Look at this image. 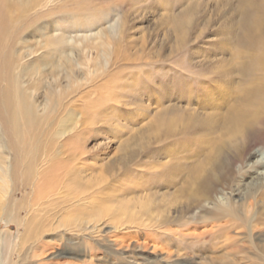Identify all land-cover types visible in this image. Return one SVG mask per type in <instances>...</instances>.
<instances>
[{"label":"bare ground","instance_id":"6f19581e","mask_svg":"<svg viewBox=\"0 0 264 264\" xmlns=\"http://www.w3.org/2000/svg\"><path fill=\"white\" fill-rule=\"evenodd\" d=\"M66 1L68 0H0L1 120L4 126L10 125L12 129L9 128V130L16 137V142L17 139L22 140L21 145L20 142L19 144L18 142L16 144L12 142V147L9 145L4 146L2 141L0 142V184L3 188V192L1 191L2 195H7L8 189H12L13 181L16 179H19L26 186L28 183L35 185L34 195L36 197H31L30 199L35 204L46 198L43 196L48 192L56 190L58 187L60 190L64 189L71 198L66 201L63 199L60 204L64 210L67 209L60 227L70 228L71 230L80 229L84 225L90 224L95 225L96 228L105 226V217L109 211L111 212V217L113 216L122 225L123 222H127L134 225L137 229L144 219L148 221L154 219L152 227L157 225L162 227V230L167 231L159 233L157 238L151 242L153 250H158L159 254H165L164 259L162 258L163 261H158L160 264H235L237 256H239L238 259H241V262L244 260V264L248 263L249 259L251 261L254 259L255 261L264 262V147L260 144L261 146L256 148H247L248 139L258 129L259 125H264V0H260L261 3H255L253 0H239V3L234 7L217 1L214 7L215 12L213 14L221 21L218 30L222 40L218 41L220 43H217L215 49L218 54L221 53L222 55H224L223 51L227 47L229 50H233L234 52H230L232 56L230 54L229 56L234 59L235 63H233L232 58L226 61L222 56V58L220 57L214 62L211 72L214 75L213 77L219 78L220 81L218 80L217 87L213 88L214 92L212 91L211 93V98L214 101L212 103H219L228 95V91L227 94L225 92L229 88L228 86H230L233 76H235L234 73L242 81L247 79L243 88L244 96H242V92L241 96L238 92V99L236 98L238 101L228 105L223 119L217 118L218 116L215 114H208V117L200 118L194 115L187 117V115L184 116L185 114L181 113L182 110L178 111L180 107L170 105L165 106L161 112L158 110V113L155 114V120L151 122L152 127L150 125L153 134L162 133L168 137V140L172 139L171 137L173 136H169L173 133L185 134L183 132L187 133V131L195 128L199 130V133L205 135V138H207L206 135H209V133H215V136L217 134L219 136L215 137L213 141L208 139L209 137L204 141L203 139L205 138L202 139V137L195 136V140L201 142V147L195 149V155L192 156L193 162L189 164H180L179 160H177L180 159V155L178 156L175 153L173 155L172 151L169 152L173 163H171L169 170L166 169L168 172L164 170L165 174L160 177L164 178L165 176V184L163 180L154 182L153 187L151 184L147 185L148 181L146 183L145 181L136 183L143 195L140 197H123L126 192L121 193L118 195L119 200H116L113 206H107L108 203L111 204V198L113 197H100V193H98L99 195L96 198L94 197L95 201L89 207L84 206L85 198H81V196L91 191H93L92 195H96L97 193L95 192L104 189L107 179L104 174H101L102 170H93L92 172L94 173H91L89 177L86 173L89 169L84 167L86 166L84 162L91 154L90 151L85 149L89 138L86 130H90L98 123L102 125L108 124L105 122L107 113L109 111L116 112L113 110L115 108L109 107L108 104L111 102L115 104L121 103L125 99L123 93L121 94L122 90H128L134 97L141 85L143 87L146 85L144 82L149 76L148 67L155 62H160L163 58L160 52L165 48L164 45H153L152 47L156 51L151 58H147L149 54H145L146 42L141 38L138 47L141 52L129 57L123 53V43L127 39L128 19L126 15L129 14L130 7L121 14L118 25L117 17L110 18L111 15L106 14L104 11L101 12L103 7L98 8V5L92 4L91 0ZM186 1L188 0H182V2ZM192 2L186 4L176 15L174 14L175 17L173 18L169 14L161 15L160 22L163 31H165L166 36L173 37V44H171L173 46H171L167 57H177L178 54L182 53L181 49L186 46L188 37L192 35V22L197 19L202 6L200 2ZM209 6L211 5L209 4ZM93 9L97 10V13L102 14V16L99 15L100 18L94 19L96 23L105 21V25L109 23L110 25L105 28L101 27L98 31H95L96 29L89 32L85 31L83 34L65 35L66 30L57 29L58 25L66 18L63 15H67L70 12L72 14V11L75 12L76 10H84L85 16H89L87 12ZM81 17V13L75 12L71 16V20L83 22ZM107 17L110 20H106ZM235 17L236 21H234ZM165 18L167 19L164 20ZM94 24L91 22V26ZM70 26H72L71 23ZM206 26L205 23H202L199 33L206 30ZM80 28L81 32H83L84 27L81 25ZM92 32L93 34H90ZM34 37L38 38V40L33 45L29 44ZM90 41L95 42V49L90 48L91 51L95 53L100 49L103 53L99 57L100 63H93L96 67L91 79L95 80L96 77L98 79V76H100L102 82L96 86H90L92 89H89L88 92L85 91L84 95L80 94L79 99L85 105L83 108H86L84 111L89 110V114L85 115V119L81 122L77 118L80 113H77L76 118L73 117L74 109L71 106L74 103L72 104V101H68V98L70 97L71 99V95H75L78 89L77 74L83 70V65L87 66L89 64H78L73 56V51L76 47L83 45V52L85 51L86 53V48L90 47L88 45ZM33 55L36 57L32 58L31 56ZM241 58L242 61H236ZM136 65L142 69L139 68L136 75L131 74V78L127 77L126 73L129 71V67ZM18 66L20 72L17 71V78L20 77L21 79L22 76L19 73L23 72L24 75L29 72L30 68L31 71H34L33 73L37 69H41L40 73L42 75L37 74L43 77L42 80L48 79V77L51 79V85L48 84L45 88L44 104L40 113V107L36 105L37 102L34 97L28 105L20 103L27 98V96L25 97V89H19L16 93L11 91V70H15ZM32 66L37 69H33ZM77 67L79 68L78 70H76ZM87 68L91 70L92 66ZM180 69L182 68L180 67ZM140 73L141 75L139 76ZM44 75H47V77ZM61 75H63L66 83L63 87L60 85ZM124 77H127L126 81L119 83L118 80ZM242 83L244 84V82ZM61 87L62 89H60ZM150 90L152 91V88ZM210 90L212 89L210 88ZM144 92L146 95L149 91L144 90ZM139 94L144 96L142 93ZM150 96L151 93L147 97L151 99ZM128 101L130 100L125 102L128 103ZM204 101L202 100V102ZM12 107L14 108L13 112L10 110ZM1 108L4 109L3 112ZM110 108L112 109L109 110ZM169 109H172L175 114L172 115V112L168 113ZM207 109H209V106ZM63 110L67 112L66 119L57 118ZM9 112L10 114H8ZM148 132L150 133V131ZM248 133L251 134L248 135ZM253 140L255 139L253 138ZM150 142L151 137H140L138 139L134 137V139L124 142L120 149L123 153L122 157L126 158L125 156H128V153L133 149L139 152L145 151ZM7 146L10 148H6ZM187 148L189 149V147ZM155 155L157 154L154 151L150 157ZM9 156H11L10 161ZM181 157L182 159L184 158V156ZM254 158L256 159L253 161ZM244 159L250 161L247 163V167L255 171L256 175L250 176L249 178L251 179L246 182H242V179H245L243 178L244 176H239L236 179L235 184L240 194L239 199L235 201L231 197L223 195L208 197L214 191L217 183L221 181L228 183L233 180L231 172L227 171L232 169L235 163H241ZM142 161L144 162V159ZM168 161H165L166 165ZM173 164H175V167H173ZM160 165L157 166L159 168L153 167L155 172L156 170L161 172L160 168L163 165L162 167ZM176 167H179V172L184 174L182 182L184 184L188 183L187 187H178L175 193L170 195L165 191L161 194V197L154 196L153 193L164 187L160 182H163L168 189V185L170 186L176 175L174 172ZM141 178L143 179L144 177ZM102 193H104L103 190ZM130 195H133V193ZM2 198L4 199V197ZM30 200L29 202H17L13 199L7 202L4 201L6 205L0 208V213L3 212L9 222L18 221L16 214L20 209H26L28 213L32 210V202ZM210 202L212 209L203 214L204 216L201 219V223L206 225L204 227L209 228H202L200 232H195L198 231L197 228L192 232L187 229L183 231L185 234L181 231L173 232V230L170 231L166 228L169 224H177L178 215L173 211L179 209L180 211L187 210L190 206L198 207L203 203ZM244 206H246V215L252 219L251 221H248L247 217L243 216L240 219L241 215L239 213L244 211L242 210ZM10 209L15 212L14 216ZM36 210L38 209L36 208ZM122 217H124V221L121 220ZM229 217L238 218V220H234V222L224 220ZM239 221L240 223H238ZM213 223L217 224L213 226ZM29 226H32V224L28 222L23 225L24 228H29ZM234 229L239 230L236 233V237L230 235ZM40 231V229L31 231L28 236H39L41 234ZM2 236L0 237V243H2ZM186 237L190 241H187ZM145 239L147 244L151 241V238L147 237ZM141 245L142 247H147L145 244ZM173 247H176L174 252L171 250ZM219 249L225 250V252L223 251L219 254ZM245 249L248 250L246 254L244 252ZM162 251L164 253H161ZM248 253H253V258H249ZM173 257L174 259H172Z\"/></svg>","mask_w":264,"mask_h":264},{"label":"rangeland","instance_id":"374dc122","mask_svg":"<svg viewBox=\"0 0 264 264\" xmlns=\"http://www.w3.org/2000/svg\"><path fill=\"white\" fill-rule=\"evenodd\" d=\"M91 1L92 4H97L98 8L103 7L101 9V12L104 11L106 14L111 15L110 18L117 17L118 25L120 23V16L124 12V10H126L129 7L131 8L129 10V14L126 15V18L128 19V26H127L128 30L126 31L127 39L125 40V43H123L124 54H127L130 57L131 55L140 53L141 51L138 50V47L140 45L141 38L146 42L145 54H149L147 58H151V56H153V53H155L156 51L152 47L153 45L160 44V45H164L165 48L164 50H162V52H160L161 56L163 57L160 60V62H155L153 65L149 66L150 68L148 67L149 76L148 79L144 82V84L146 85H144V87L141 85L140 87L141 90L138 89L137 90L138 92H136L134 97L132 96L133 94L130 93L128 90L127 91L122 90L121 94L123 93L125 99H123V101L121 99L122 102L118 104H115L113 102L108 104L109 107L115 108L113 110L116 111L115 113L111 111L107 113V117H105L107 121L105 120V122H107L108 124L102 125L101 123H98L97 125L90 128V130L89 129L86 130L87 135L89 134L88 136L89 138L87 144L85 145V149L91 152L89 158L86 159L84 162L86 163V166L84 167L86 169H89L86 173L88 174L89 177L91 173H94L92 172L93 170H102L101 174H104L107 181H105L106 185L104 186V189H101L99 192H95L97 193L96 195H92L93 191H91L90 193L87 192V194L82 195L81 198H85L84 206L89 207V205L93 204V202L95 201L94 197L96 198L99 195L98 193H100V197H113L111 198V204L108 203L107 205V206H111V205L113 206L115 205L113 203L116 200L117 201L119 200L118 195L121 193L126 192L123 197H140L141 195H143L141 189L138 188L137 186L138 183H141L143 181H145L146 183L148 181L147 185L151 184L153 187L154 182L156 183L158 180H163L165 184V179H166L165 176H164L165 179L163 177L162 178L160 177L161 175L163 176V174H165V171L169 170L171 163H173L170 156L171 154L169 152L172 151L171 153L173 155L175 154H177L178 156L180 155L179 156L180 159L177 160H179L180 164L184 165L193 162L192 156L195 155L194 153L195 149H199L201 147V142L199 140H195L194 137L198 136L199 138L202 137L203 139L205 138L204 137L205 135L199 133V130L196 128L191 131H187V133L183 132L185 134L173 133L172 135L169 136V137L173 136L171 137L172 139L169 140L166 135H163L162 133H158V131H157L158 135L153 134L151 132L152 131L151 122L155 120L156 117L155 114L158 113V110L159 112H161V110H163L165 106L171 105L175 107L176 106L180 107L178 111L182 110L181 113L185 114L184 116L187 115V117L194 115L197 117L199 116L200 118L205 116L208 117V114L210 115L215 114L218 116V117L216 116L217 118L223 119L224 115L226 114L228 105L238 101L237 94L239 95L240 93L241 96V92H242V96H244L243 88L245 87L244 85H246L247 79L242 81L239 79V76H237V74L234 73L235 76H233V78L236 79L234 81V79L232 78V82L230 86H228L229 88L225 92V94H227L228 91V95L223 99V101H220L219 103L215 102L216 104L215 105L214 103H212L214 101L211 98L212 97L211 93L212 91L214 92L213 88L217 87V83L220 81L219 78L213 77L214 75H212L211 72L212 66H214V62L217 61L218 58L220 59L221 56L224 57L226 61L231 59L232 57H230L229 54L230 52L233 51V50L232 51L229 50L228 47L227 48L225 47L226 50L223 51L224 55H222L221 53L218 54L215 49L217 43H220L218 41H222V40L218 30L221 21L220 19H217L216 16L213 14L215 12L214 7L217 1H220V3L223 4H230V6L234 7L237 3H239V0H188L186 2H182V0H91ZM192 1L202 3L197 19L192 22L193 25L191 24L192 25L191 29H193L192 35L188 37V42H186V46H183V49H181L182 53L178 54L177 57L176 56L167 57L169 56L168 54H169V50L171 49V46H173L171 45L173 44L172 43L173 37L166 36L165 31H163L160 22L161 15L169 14L170 17L173 18L175 17L174 14L176 15L177 12H179V10H182L186 6V4L193 3ZM253 1L255 3H261L260 0H253ZM209 4L211 6H209ZM201 9H203V11H201ZM135 11L137 12L134 13ZM75 12L81 13L82 15L81 20L83 22H77L71 20V16ZM75 12L72 11V14L70 12L67 13V15H63L66 18L57 27V29L62 28L63 31L66 30L65 35L76 34V33L83 34L85 33V31L89 32L90 30L92 31L93 29H96L95 31H98L99 29H101V27L105 28L110 25V23L105 25L104 24L105 21L96 23V20L94 19L100 18L99 15L102 16V14L97 13V10L93 9L90 10V12H87V15L89 16H85L84 10H76ZM166 19L167 18H165L164 20ZM106 20H110L109 17H107ZM206 21L209 22L206 23ZM234 21H236V17ZM91 22L95 24L91 26ZM70 23L72 24V26H70ZM198 23L200 24L198 25ZM202 23H205L207 25L206 26L207 28L205 27L206 30L199 33ZM81 25L84 27L83 32H81L80 30ZM78 26L79 28H77ZM71 27L80 32H77ZM90 34H93V32ZM37 40L38 38L34 37L33 41H31L29 44L33 45L34 42ZM76 40L78 41V39ZM88 45H90V47L86 48L87 50L86 53L85 51L83 52L84 50L83 45L76 47L73 51V56L78 64L84 63L89 65L87 66L83 65L84 66L83 70L77 74V78L79 81L77 82L78 89L75 95L73 94L74 96L71 95L72 96L71 99L70 97L68 98V101L70 100V102L72 101L71 102L72 104L74 103L73 106H71L74 109V110L72 109L74 113L73 117L76 118V116L80 113L77 116V118L80 119L81 122L83 119H85L84 118L85 115L89 114L88 112L89 110L84 111V109L86 108H83L85 105L83 101L79 99L81 96L80 94L84 95L86 92L89 91V89H92L91 88L92 85L96 86L97 84H100L102 82V78L100 76H98V79L97 77L95 80L93 79L94 81L91 79L93 77L96 67L93 63H100L99 57L101 54H103L102 50L99 49L95 53L90 50V48L95 49L94 41H90ZM230 55L232 56V53ZM31 57L34 58L36 56L33 55ZM232 61L233 63H235L234 59ZM236 61L237 62L242 61V58ZM91 66L92 68H90L91 70H89L87 67H91ZM179 66L182 69H180ZM18 68L19 66L15 70H11L12 71L11 84H10L11 91L12 93H16V91L19 89L22 90L25 89L26 92L25 97L27 96V98L20 103L22 105L24 104L28 105L30 100H33L34 97L35 101L37 102L36 105L40 107L39 108V113H40L42 111L41 108H43V104H44V97L46 93L45 88L47 87L48 84H50L51 79L50 77H48V79L42 80L43 77H40L37 74L39 73L40 75H42V73H40L41 69L34 68L33 66H32L33 69H37L36 72L33 73L34 71H31L29 68L28 73L24 75L23 72L19 73L20 76H22V78L20 79V77L17 78L18 76L17 73L20 72V69L18 70ZM129 68L130 69L126 73L127 74L126 76L131 78L132 75L137 74V70H139L140 67L136 65V66H131ZM78 69L79 68L77 67L76 70ZM140 75L141 73L139 74V76ZM44 76L47 77V75ZM127 77L119 79L118 82L124 83ZM242 82H244V84ZM65 84L66 83L63 79V75H61L60 85L63 87L65 86ZM62 87L60 89H62ZM151 88L152 91L150 90ZM210 88L212 90H210ZM144 90L149 92L148 93L146 92L147 94L145 95ZM230 91L232 92L230 93ZM139 93L144 94V96L146 97L140 95ZM149 93H151L150 96L151 99L147 97ZM127 100L130 101L126 103L125 101ZM202 100L205 101L202 102ZM206 102H208L209 104ZM208 106L209 109H207ZM249 107L251 108V106ZM112 108H110L109 110H111ZM1 109L3 112L4 109L3 108ZM10 110L13 112L14 108L12 107ZM168 111H169L168 113L172 112L171 113L172 115L175 114L172 109H169ZM8 114H10V112ZM66 116H67V112L63 110L57 116V118L59 117V119L61 118L66 119ZM1 119H2V115L0 111V142L2 141L4 146L9 145L12 147V142L13 143L15 142L14 144H16L17 142L19 144L20 142L21 145L22 140L17 139L16 142L15 140L16 137H14V135L11 133L12 131L9 130V128H11L10 125L4 126ZM258 129H256L252 134V136L248 139L249 141L247 142L248 149L256 148L261 145L264 147V132H263L264 125L261 126L259 125ZM148 131H150V133ZM250 134L248 133V135ZM215 135H216L215 133H209V135L206 136L207 138L209 137L208 139L213 141L215 137L219 136L218 134L217 136ZM134 137H137V139L140 137L143 138L151 137V142L147 146L145 151L139 152L138 150L133 149L128 153V156L127 155L125 156L126 158H123L122 157L123 153L120 150L123 146L122 144L126 141H130V139L131 140L134 139ZM207 138L203 140L205 141L207 140ZM253 138L255 140H253ZM260 139H262L263 142ZM156 140H158L159 142ZM9 146H7L6 148H10ZM187 147H189L190 150ZM154 151L157 154L155 155L156 157L155 156L150 157L152 156ZM184 151L185 152L187 151L186 154H184L185 153ZM181 156H184V158L182 159ZM10 157L11 156H9V161H10ZM157 157L159 158V160ZM143 159L144 162L142 161ZM255 159L256 158H254L253 161ZM165 161H168L169 163L167 162L166 165ZM248 162L250 161L244 159L242 160L241 163L240 162L235 163L232 169L227 171V172H231V177L233 180L228 183L225 181H221L217 183L214 188V191L211 193V195L208 194L209 195L208 197H217L223 195L225 197H231V199L237 201L240 197V194L236 188V184H235L236 179L239 176L242 177L244 176L243 178L245 179H242L243 180L242 182H246L249 179H251L249 178L250 176L256 175L255 171H252L251 169H249V167H247ZM175 164H173V167H175ZM159 165L161 167L163 165L162 168L166 166L167 167L164 169L160 168L161 172H159V170H156L155 172L154 168H159L157 167ZM162 170L163 171L165 170L164 173ZM179 170H180L179 167H176L174 171L176 175L170 186L168 185V189L167 186L163 184V182H160V184L163 185L164 187L159 188L156 193H153V195L156 197H161V194L165 191L167 192L168 195H170L171 193H175V190L178 187H187L186 185L188 183L184 184L182 182L184 178V174L183 173L181 174ZM154 174L156 175L155 177ZM170 174L172 175L171 172ZM141 177L144 178L142 179ZM34 189H35L34 184L30 185L28 183V185L26 186L25 184L23 185V183H21L19 179H16L15 181H13L12 189L9 188L7 191V195L3 196L1 193V191L3 192V188L1 187L0 184V204H1L0 208H3V206L6 205V202L10 199L11 200L13 199L14 201L17 202L19 201L29 202L31 197L32 198L36 197L34 195ZM102 190L104 191V193H102ZM132 193L133 195H130ZM2 197H4V199ZM43 197H46L47 199L44 198L39 203L36 204L30 200V202H32V207H31L32 210H30L29 213L26 209L25 210L20 209V211L16 214L18 221L16 220L13 222H9L7 217L5 218V216L3 215V212L0 213L1 216L0 237L3 235L2 243H0V250H1L0 261H2L0 262V264H160L158 261L159 260L163 261L165 254L162 255L159 254L160 252H157L158 250L157 251L153 250V246L151 242L157 238L159 233H163L167 231L162 230V227H159L157 225H154L152 227L151 225L154 219H151L149 221L147 219H144L141 225L139 226V228L137 229L134 225H131L127 222H123L122 225L121 222L116 221L113 218V216L111 217V212L109 211L108 214L106 212L107 216L105 217V223H104L105 226L96 228L95 225L90 224L86 226L84 225L80 229H73V230H71L70 228L65 229L64 227H60V223L63 220L62 218L64 217L67 209L64 210V208L60 204L63 199H65L66 201L71 197L68 196L67 192H65L64 189L60 190L59 187L56 188V190L54 189L48 192ZM35 206L38 210H36ZM201 206L198 207L190 206V208H188L187 210L184 209L180 211L179 209L177 211H173L175 212V214L178 215L177 224H169L166 228H168V230L170 231L173 230V232H180V231L183 232L184 230L187 229L188 231L192 232L195 228L198 229V231L195 232H200L202 228H209V227H204L206 225L204 223H201V219L202 216H204L203 214L207 213L212 209V204L211 202L205 204L203 203ZM242 210L244 211H241L239 213L241 215L240 219L242 218V216L247 217L246 206H244ZM10 211L12 210L10 209ZM11 213L14 216L15 212L12 211ZM247 219L248 221L252 220L250 217H247ZM121 220L124 221V217H122ZM224 220H231L232 222H234V220L237 221L238 218L233 219L229 217L228 219L225 218ZM27 222L32 224V226H29V228H24L23 225L26 224ZM238 223H240V221ZM216 224L217 223H213L212 225L215 226ZM243 226L246 227L244 224ZM38 229L41 230L40 231L41 234L39 236L38 235L31 237L28 236L29 232L36 231ZM238 232L239 230L234 229L231 231L230 235L236 237L237 236L236 233ZM147 237L151 238V241L148 244H147V240L145 239ZM186 240L190 241L188 237H186ZM141 244H145L147 247H142ZM175 248L176 247H173L171 250H173L174 252ZM223 251L225 252V250L222 249L218 250L219 254L222 253ZM247 251H248L247 249L244 250L245 254L247 253ZM161 253L164 252L162 251ZM252 254L248 253L249 258L251 257L253 258ZM260 255L262 256L261 253ZM238 257L239 256H237V260L235 264H244L243 263L244 260H242L243 262H241L240 261L241 259H238ZM172 259H174V257ZM261 262L260 260L255 261L253 259V261H251L249 259L248 263L246 264H264V262L262 263Z\"/></svg>","mask_w":264,"mask_h":264}]
</instances>
